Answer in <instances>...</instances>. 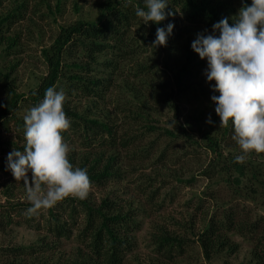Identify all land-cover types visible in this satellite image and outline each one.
<instances>
[{"label": "rangeland", "instance_id": "374dc122", "mask_svg": "<svg viewBox=\"0 0 264 264\" xmlns=\"http://www.w3.org/2000/svg\"><path fill=\"white\" fill-rule=\"evenodd\" d=\"M121 1L122 6L126 5L124 0ZM131 1L138 6V0ZM225 1L229 5L228 17L234 23V17L244 7L243 0ZM106 2L0 0L1 67L10 73L17 91L26 94L14 111L18 117L23 119L39 103L30 100L29 96L38 89L49 71L44 50L51 47L63 26L78 20L97 22ZM170 17L171 20L165 22H179L185 35L180 30H173L166 46L155 48L151 46L154 40L143 42L141 37L148 35L151 22L140 28L143 20L138 17L122 48L120 45L115 50L109 48L96 53L94 60L88 59L82 48L69 46L65 50L62 75L56 84L57 90L62 88L66 93L64 105L83 117L110 123L115 127L119 141L118 149L114 148L112 152L111 147L101 146L98 141L85 147L81 128L74 132L70 125L66 134H62L70 146L68 159L74 166L90 172L94 166H106L110 153L119 156L118 163L111 169L114 175L105 183L91 185L88 195L95 205L103 199L109 201L115 207L113 213H134L132 217L137 223H132L134 226L128 236L132 248L126 252L123 264H258V260L264 261V175L251 182L257 192L244 186L238 194L236 186L225 180L227 175L211 163L214 153L195 150L190 140L193 131L187 125L189 135L177 138L166 132L174 128L178 117L186 124L187 114L199 115L204 123L209 117L214 118L217 113L211 97L219 95L211 87L215 81H207V61L198 53L182 90L175 86L173 71L186 48L191 46L198 33L211 32L212 28L205 24H189L179 8H175V14ZM76 61L89 65V70L83 69V73L88 71L89 77L103 81L96 89L98 94L83 93L71 83L69 75L76 70H69V67ZM5 97L6 91L0 83V101ZM174 105L179 106L180 112ZM67 116L72 124V115ZM13 124L10 121L9 127ZM214 127L223 133L220 120ZM13 131L1 126L0 136L16 139L25 146L24 134ZM194 134L201 137L198 130ZM123 141L127 145L123 146ZM223 150L225 154L230 150L241 153L232 133L224 141ZM11 151L0 148V220L6 210L13 214V207L27 218L22 216L20 224H8L4 219L5 224L0 226V264H64L72 260L89 264L91 260L88 254L85 255L88 250L78 236L84 226L83 212L70 236L61 238L47 231L48 209L26 215L31 203L27 200L24 182L17 181L6 168L7 154ZM102 152L98 162V154ZM251 154L264 162V153L253 151ZM220 160L217 163L220 164ZM31 175L29 172V180ZM229 212H235V219L239 221V230L225 235L234 247L217 250L209 260L200 244L199 232L212 217L223 219ZM250 221H257L258 229L245 230L248 226L242 224ZM241 228L245 232H241ZM166 235L183 242L182 247L171 250V256L163 253L170 247L159 248ZM18 246L34 247L36 251L15 255L10 248Z\"/></svg>", "mask_w": 264, "mask_h": 264}, {"label": "trees", "instance_id": "16d2710c", "mask_svg": "<svg viewBox=\"0 0 264 264\" xmlns=\"http://www.w3.org/2000/svg\"><path fill=\"white\" fill-rule=\"evenodd\" d=\"M123 1L121 0H107L105 7L102 10V17L97 22H91L86 20H78L77 22L63 26L60 30L58 37L50 48L45 49L44 53L47 57L49 64L48 73L42 78L40 85L37 90L32 91L29 99L34 102H40L44 98L45 90L50 86H56L62 75L64 63L62 62L63 53L68 49L69 46L82 48L85 52L84 55L88 59L94 60L96 53H101L111 48L113 50L122 48V44L125 42L127 35L132 31V27L138 21V17L135 14L136 7H145L142 0L136 1L138 6L134 5L131 1L129 4L122 6ZM248 4L250 0H243ZM168 12L175 14V8H179L184 14L185 19L189 24L195 26L207 25L208 27L213 26L214 23L218 22L224 17H228L229 5L225 0H169ZM172 6V7H170ZM169 15L165 20H171ZM8 18V17H7ZM6 18V19H7ZM229 18V17H228ZM161 22L157 25L155 22H151V27L148 35L142 36L141 39L145 43H150L156 38L157 27H165L168 23ZM139 23V22H138ZM170 23L175 24V29L182 31V35H185L184 30L177 21H171ZM229 23L232 21L229 19ZM145 26L141 25L140 28ZM173 36V34L171 35ZM169 36V37H171ZM140 41V40H139ZM128 50V49H127ZM125 50V52L127 51ZM2 53L0 51V59ZM183 58L180 60L178 65L176 64L174 74V82L177 89L180 91L184 86L185 80L190 75L193 67L194 59L197 57V53L192 47H187ZM83 62V61H82ZM82 62L71 63L72 67L76 71L70 73L69 77L71 83L74 84L76 89L83 90V93L87 94H98L97 90L103 81L89 77L90 74L84 72L83 69L89 70V65L83 64ZM85 74V75H84ZM0 83L3 85L6 91V97L0 101V127L6 126L9 130H14L13 133L24 134V120L18 117L14 111L19 106L21 100L26 96L25 93H19L11 75L9 72L3 71L0 62ZM90 86H89V85ZM176 111L180 112L179 106L174 105ZM64 110L67 114L72 115L71 128L74 132H78L81 128V138L85 147H90L92 142L102 143L101 146L111 147L110 151L114 148L118 149L119 141L115 132V127L110 123L100 120L98 118H86L71 110L69 107L64 105ZM177 115V114H176ZM178 117L175 121L174 128L168 129L166 132L174 137L180 138L185 135H189L186 125L189 127L191 133V142L196 147V151L201 149L206 152L214 153L215 157L211 160L212 164H216L219 167V172H223L227 176L225 180L236 186L235 192L242 193L244 186L247 189H252V192H257L258 189L251 183L259 175H264V162L255 159L250 153L243 163L235 162L234 156L239 154V151H229L227 154L224 152V141L229 139L230 134L233 135V128L231 122L226 127H221L223 133L214 127V124L219 122L220 117L218 114L212 118L213 123H204L199 119V115L187 114L185 116L186 124L179 120ZM10 121L14 124L13 127H9ZM221 123V120H220ZM155 126H152L154 129ZM14 128V129H11ZM198 130L201 137H197L194 131ZM179 132V133H178ZM66 134V131L63 132ZM123 146L127 145L126 141L121 143ZM13 150L14 148L23 150L24 145L20 144L16 139H4L0 136V148ZM195 153V152H194ZM102 153L98 154V162ZM119 156L115 153L108 155V164L104 167H92L88 172L91 185L102 184L107 182L108 177L114 175V171H111L112 167L118 163ZM220 160V164L217 160ZM74 165V163H73ZM93 169V170H92ZM114 172V173H113ZM208 174V173H207ZM263 183V180L261 181ZM154 195L153 197H155ZM93 200H90V195L86 199H79L74 196H68L57 202V204L51 208H48L47 231L57 238L63 236L69 237L70 234L77 227V218L80 216L81 211L83 212V224L84 226L79 231V238L85 244L88 253L89 264H123L125 261L126 252L132 248L129 232L132 231L133 226L137 223L132 215L122 214L121 212L113 213L112 209L115 207L109 203L106 199H103L98 205ZM15 209V210H14ZM62 210V211H61ZM4 218L0 220V226L6 222L20 224L23 216L16 208L13 207V214L7 210L4 211ZM19 214V215H18ZM68 214V216H65ZM23 216V217H22ZM132 223L134 225H132ZM245 223V224H244ZM243 226H248L245 230L254 231L258 229L259 223L257 221L244 222ZM239 230V221L235 219V212H229L226 218L219 219L215 216L204 225L202 230L199 232V241L203 247L206 258L209 260L213 257L214 252L225 250L230 248L233 249V245L229 244V239L226 238L227 232ZM241 232L243 228L240 229ZM260 244V243H259ZM183 242L180 239L166 235L161 239L160 249L166 248L163 253L171 256V250L176 246L182 247ZM15 255H28L33 254L36 249L34 247H11ZM264 250V249H263ZM264 253V252H263ZM259 255V254H258ZM87 261H68L64 264H88ZM258 264H264V261L258 260Z\"/></svg>", "mask_w": 264, "mask_h": 264}, {"label": "clouds", "instance_id": "9594fccd", "mask_svg": "<svg viewBox=\"0 0 264 264\" xmlns=\"http://www.w3.org/2000/svg\"><path fill=\"white\" fill-rule=\"evenodd\" d=\"M131 0H124L130 3ZM135 14L143 24H161L168 15V0H144ZM174 23L157 27L151 46H166ZM150 46V47H151ZM192 49L207 61L205 76L214 93L215 112L220 127L231 122L232 139L241 149L234 156L243 163L251 152L264 153V0L245 2L234 23L224 17L214 23L211 32H200ZM66 93L50 86L44 98L24 116L25 146L7 154L6 168L17 181H23L31 206L26 215L38 214L65 197L86 199L91 180L86 168L74 166L68 159L69 144L63 132L71 120L64 110ZM207 123L212 124L211 117ZM31 172V180L28 173Z\"/></svg>", "mask_w": 264, "mask_h": 264}]
</instances>
